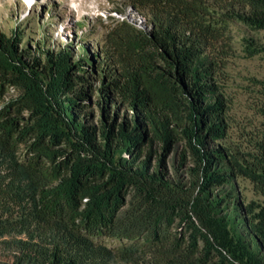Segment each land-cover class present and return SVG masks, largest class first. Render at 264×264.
Masks as SVG:
<instances>
[{"label":"trees","instance_id":"obj_1","mask_svg":"<svg viewBox=\"0 0 264 264\" xmlns=\"http://www.w3.org/2000/svg\"><path fill=\"white\" fill-rule=\"evenodd\" d=\"M128 1L149 28L110 15L96 61L0 32L13 264H264V133L249 152L223 141L230 22L264 29V0ZM239 176L263 199L248 202Z\"/></svg>","mask_w":264,"mask_h":264},{"label":"rangeland","instance_id":"obj_2","mask_svg":"<svg viewBox=\"0 0 264 264\" xmlns=\"http://www.w3.org/2000/svg\"><path fill=\"white\" fill-rule=\"evenodd\" d=\"M130 5L128 0H0V32L11 35L18 29L26 51L68 48L75 59L89 55L96 61L104 55L110 15L126 13ZM230 27L232 48L223 78L230 101V128L223 141L249 152L264 133V53L250 55L246 37L264 44V29L238 21H231ZM10 96L1 93L0 103ZM237 180L248 202L263 199L249 178L239 176ZM2 240L0 237V264H13L17 250ZM110 264L124 263L115 259Z\"/></svg>","mask_w":264,"mask_h":264},{"label":"built area","instance_id":"obj_3","mask_svg":"<svg viewBox=\"0 0 264 264\" xmlns=\"http://www.w3.org/2000/svg\"><path fill=\"white\" fill-rule=\"evenodd\" d=\"M119 16L121 18H126L129 21L133 22L134 24L143 27L149 28V23L145 15L141 13L137 8L133 5H130L126 13H120Z\"/></svg>","mask_w":264,"mask_h":264}]
</instances>
